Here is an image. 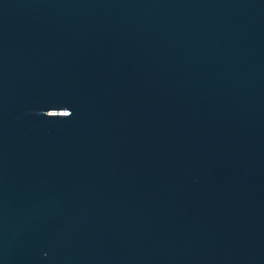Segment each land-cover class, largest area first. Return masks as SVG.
I'll use <instances>...</instances> for the list:
<instances>
[{"label": "water", "instance_id": "obj_1", "mask_svg": "<svg viewBox=\"0 0 264 264\" xmlns=\"http://www.w3.org/2000/svg\"><path fill=\"white\" fill-rule=\"evenodd\" d=\"M0 264H264V0H0Z\"/></svg>", "mask_w": 264, "mask_h": 264}]
</instances>
